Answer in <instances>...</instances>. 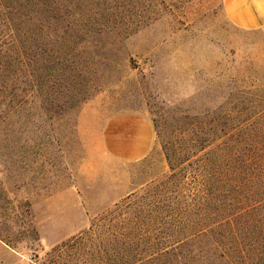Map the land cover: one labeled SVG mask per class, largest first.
Returning a JSON list of instances; mask_svg holds the SVG:
<instances>
[{
  "label": "rangeland",
  "instance_id": "obj_1",
  "mask_svg": "<svg viewBox=\"0 0 264 264\" xmlns=\"http://www.w3.org/2000/svg\"><path fill=\"white\" fill-rule=\"evenodd\" d=\"M224 5L36 1L33 30L0 65V264L149 257L127 198L169 169L159 129L188 133L193 170L202 157L257 188L264 25L240 28Z\"/></svg>",
  "mask_w": 264,
  "mask_h": 264
},
{
  "label": "trees",
  "instance_id": "obj_2",
  "mask_svg": "<svg viewBox=\"0 0 264 264\" xmlns=\"http://www.w3.org/2000/svg\"><path fill=\"white\" fill-rule=\"evenodd\" d=\"M36 1L0 0V65L19 34L33 30ZM157 133L169 169L154 188L127 198L133 209L128 220L140 229L143 241L151 240L150 256L140 252L138 262L264 264V174L254 189L250 173L237 184V175L206 169L202 157L193 170L188 133ZM200 141L201 150L205 140Z\"/></svg>",
  "mask_w": 264,
  "mask_h": 264
},
{
  "label": "crops",
  "instance_id": "obj_3",
  "mask_svg": "<svg viewBox=\"0 0 264 264\" xmlns=\"http://www.w3.org/2000/svg\"><path fill=\"white\" fill-rule=\"evenodd\" d=\"M224 10L229 19L240 28L254 29L264 25V0H225ZM147 138L142 145L149 146L152 135L150 125L146 126Z\"/></svg>",
  "mask_w": 264,
  "mask_h": 264
}]
</instances>
